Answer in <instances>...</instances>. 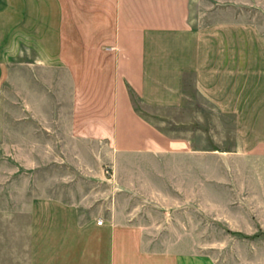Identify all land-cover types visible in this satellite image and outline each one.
I'll return each mask as SVG.
<instances>
[{"label": "crops", "instance_id": "obj_1", "mask_svg": "<svg viewBox=\"0 0 264 264\" xmlns=\"http://www.w3.org/2000/svg\"><path fill=\"white\" fill-rule=\"evenodd\" d=\"M104 1L107 116L83 119L82 54ZM262 2L0 0V223L24 241L8 264H218L174 212L208 208L216 185L230 224L241 192L251 208L264 193ZM202 103L220 112V151L198 147L185 116Z\"/></svg>", "mask_w": 264, "mask_h": 264}, {"label": "rangeland", "instance_id": "obj_2", "mask_svg": "<svg viewBox=\"0 0 264 264\" xmlns=\"http://www.w3.org/2000/svg\"><path fill=\"white\" fill-rule=\"evenodd\" d=\"M110 5L105 1L101 4L98 3V12L101 11L105 16L103 22L105 20L106 23H102L96 34L91 37L90 42H96L95 47L84 49L82 54L84 59L81 64V73L84 77L79 82L78 87L80 89V110L83 119H88L90 116L91 118L101 119L105 115L107 116V113L102 112L101 107L108 103L111 67L105 53L108 49L102 48L101 50L99 46L103 44L106 47L107 45L104 43L109 41L112 36V29L107 21V19H110L109 16L112 15V6ZM258 8L264 10V2ZM258 8L257 14L255 13L252 19L262 29V35L264 36V11ZM83 39L88 41L87 37ZM103 58H106V63L100 62L104 60ZM211 104L205 107V104L202 103L199 110L193 107L196 110L193 114H185L186 117L187 115L196 116L194 119L197 118L199 124L195 123L193 127H198V131L201 133L199 139L202 140V145L199 144L198 147L208 148L210 152L220 151V124L222 125L220 112L215 111ZM94 109L97 112H90ZM185 127V129H189L190 125ZM168 129L169 131H177L179 128L176 129L173 126ZM210 169L216 173L215 179H220V160H210ZM213 187L216 190L210 192L213 196L210 199L213 200H210L208 208L175 210L174 215L177 218L178 230H183L184 225L180 222L185 221L186 228L192 229L194 233L193 241L187 243L192 244L195 249L202 253L210 255L218 264H264V193L257 192L253 194L256 197L258 207L251 208L249 202H247L248 194L241 192L240 204L236 208L224 210V220L230 221V224H222L220 223V220H223L220 218L223 212V210H220V189L216 185ZM2 190L4 188L0 186V201L8 199V193ZM9 238L10 226L0 223V264H8L9 249L24 248V241L9 240Z\"/></svg>", "mask_w": 264, "mask_h": 264}, {"label": "built area", "instance_id": "obj_3", "mask_svg": "<svg viewBox=\"0 0 264 264\" xmlns=\"http://www.w3.org/2000/svg\"><path fill=\"white\" fill-rule=\"evenodd\" d=\"M101 223H102L101 221H98V222H97L98 225H101Z\"/></svg>", "mask_w": 264, "mask_h": 264}]
</instances>
